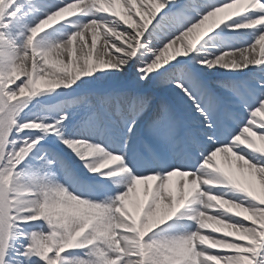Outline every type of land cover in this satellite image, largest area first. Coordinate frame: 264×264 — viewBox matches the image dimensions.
I'll list each match as a JSON object with an SVG mask.
<instances>
[{
  "label": "snow or ice",
  "instance_id": "1",
  "mask_svg": "<svg viewBox=\"0 0 264 264\" xmlns=\"http://www.w3.org/2000/svg\"><path fill=\"white\" fill-rule=\"evenodd\" d=\"M0 264H264V0H0Z\"/></svg>",
  "mask_w": 264,
  "mask_h": 264
},
{
  "label": "bare ground",
  "instance_id": "2",
  "mask_svg": "<svg viewBox=\"0 0 264 264\" xmlns=\"http://www.w3.org/2000/svg\"><path fill=\"white\" fill-rule=\"evenodd\" d=\"M99 49V42H98V47H97V50Z\"/></svg>",
  "mask_w": 264,
  "mask_h": 264
}]
</instances>
